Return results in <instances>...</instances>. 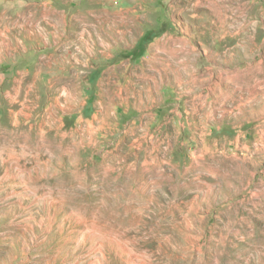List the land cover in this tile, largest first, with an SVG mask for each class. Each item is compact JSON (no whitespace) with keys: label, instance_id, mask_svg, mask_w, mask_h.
<instances>
[{"label":"rangeland","instance_id":"374dc122","mask_svg":"<svg viewBox=\"0 0 264 264\" xmlns=\"http://www.w3.org/2000/svg\"><path fill=\"white\" fill-rule=\"evenodd\" d=\"M0 264H264V0H0Z\"/></svg>","mask_w":264,"mask_h":264}]
</instances>
